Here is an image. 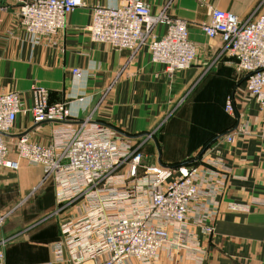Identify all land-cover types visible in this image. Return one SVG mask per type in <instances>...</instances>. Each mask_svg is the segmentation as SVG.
Here are the masks:
<instances>
[{
    "label": "crops",
    "instance_id": "0c3cea01",
    "mask_svg": "<svg viewBox=\"0 0 264 264\" xmlns=\"http://www.w3.org/2000/svg\"><path fill=\"white\" fill-rule=\"evenodd\" d=\"M22 1L0 0V91L19 92L25 109L7 138L14 141L27 133L42 143L52 139L57 124L35 123L29 110L34 89L42 86L49 90V102L67 103L72 121L91 118L119 129L139 141L151 163L191 158L193 166L224 176L223 188L216 205L205 195L191 205L184 232L171 226L174 246L161 251L157 264H264V109L246 92L235 94V59L220 55V38L202 30L211 6L245 20L264 12V0H140L153 13L166 9L188 25L196 58L173 75L153 61L148 44L133 52L91 39L93 7L126 0H81L66 27L39 43L30 40L20 23ZM229 96L248 125V132L234 142L218 138L238 122L225 110ZM44 175L41 165L24 159L17 170H0V251L5 264H73L56 261L53 244L60 238L61 221L75 214L78 205L62 208L54 179ZM229 202L248 203L251 210H232ZM203 207L212 213L211 233L197 219ZM195 246L201 260L191 255ZM132 264L142 263L133 259Z\"/></svg>",
    "mask_w": 264,
    "mask_h": 264
},
{
    "label": "built area",
    "instance_id": "2783aa9c",
    "mask_svg": "<svg viewBox=\"0 0 264 264\" xmlns=\"http://www.w3.org/2000/svg\"><path fill=\"white\" fill-rule=\"evenodd\" d=\"M81 3L23 0L20 23L30 40L39 43L63 30L68 16ZM209 14V20L202 24L203 32L220 38L223 45L219 54L235 59L236 70L245 77L246 95L264 109V12L241 20L234 12L211 6ZM159 27L164 31L158 33ZM88 31L93 41L118 49L134 52L148 44L153 61L170 75L189 68L196 58L197 48L187 23L171 17L166 9L153 13L149 4L140 0L93 7ZM73 73L79 74L80 69L73 68ZM24 110L19 92L0 91V170H17L21 159L41 165L45 179L55 181L57 203L62 208L78 205L76 213L60 223L61 235L53 244L56 261L132 264L136 259L142 264H157L161 251L174 246L171 226L179 233L185 231L191 205L204 195L217 204L224 176L192 164H149L143 159L141 144H132L131 136L91 118L72 121L67 103L49 102V90L42 86L34 89V105L29 110L35 123L57 124L52 139L42 143L22 133L9 140L7 135ZM225 110L238 122L218 138L234 142L248 132V125L242 120L243 113L237 112L234 97L229 96ZM229 208L248 212L251 205L229 202ZM205 209L199 210L197 219L211 233L212 213ZM190 251L202 259L196 246ZM0 264H5L2 251Z\"/></svg>",
    "mask_w": 264,
    "mask_h": 264
},
{
    "label": "rangeland",
    "instance_id": "374dc122",
    "mask_svg": "<svg viewBox=\"0 0 264 264\" xmlns=\"http://www.w3.org/2000/svg\"><path fill=\"white\" fill-rule=\"evenodd\" d=\"M235 68H236V66H235ZM237 71V70H236ZM242 77H243V75L241 74V73H239L238 71H237V73H235V75H234V79H233V91H235L236 89H237V91H235V94H237L238 92H242L243 91V93H245V85H244V82H242L243 80H242ZM238 86H240V88H238ZM239 90V91H238ZM213 105V104H212ZM146 138H148L149 139V135L150 136H152V133H150V132H148V133H146ZM147 139V140H148ZM146 140V141H147ZM138 142L139 141H137V140H134L133 142H132V144H138ZM139 145V144H138ZM140 147H142V146H140ZM174 149V148H173ZM142 152H143V150H142V148L140 149ZM144 155H145V153H144ZM143 159H144V161L145 162H147V163H151V161H150V159H149V161H148V159L146 158V157H143ZM125 168V167H124ZM123 169V168H122ZM122 169H121V171H122ZM124 170V169H123ZM143 172V170H142V168L140 169V171H139V173L141 174Z\"/></svg>",
    "mask_w": 264,
    "mask_h": 264
},
{
    "label": "trees",
    "instance_id": "16d2710c",
    "mask_svg": "<svg viewBox=\"0 0 264 264\" xmlns=\"http://www.w3.org/2000/svg\"><path fill=\"white\" fill-rule=\"evenodd\" d=\"M245 77H244V75H243V77H242V82H244V79ZM236 122V121H235ZM235 124V123H234ZM234 127V126H233ZM232 127V128H233ZM192 159L190 158V159H184V160H180V161H176V162H172V163H169L168 165H180V164H189V165H191L192 164V161H191ZM164 164H167V163H164Z\"/></svg>",
    "mask_w": 264,
    "mask_h": 264
}]
</instances>
